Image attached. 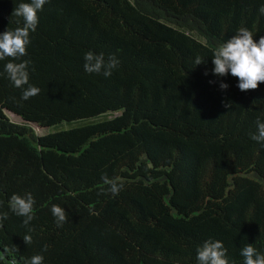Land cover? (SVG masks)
<instances>
[{"label":"trees","instance_id":"obj_1","mask_svg":"<svg viewBox=\"0 0 264 264\" xmlns=\"http://www.w3.org/2000/svg\"><path fill=\"white\" fill-rule=\"evenodd\" d=\"M0 264H264V0H0Z\"/></svg>","mask_w":264,"mask_h":264},{"label":"rangeland","instance_id":"obj_2","mask_svg":"<svg viewBox=\"0 0 264 264\" xmlns=\"http://www.w3.org/2000/svg\"><path fill=\"white\" fill-rule=\"evenodd\" d=\"M111 114H108V116H110ZM10 118L13 120V121H20L18 118H16L15 116L13 115H10ZM67 127L66 124H61V125H58V126H54V127H51V128H39V127H35V133L37 134H44L46 132H49V131H54V130H58L60 128H65Z\"/></svg>","mask_w":264,"mask_h":264}]
</instances>
